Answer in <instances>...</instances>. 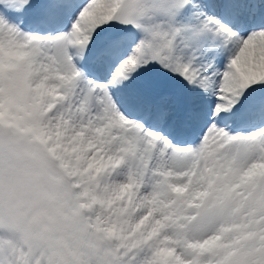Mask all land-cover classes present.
Segmentation results:
<instances>
[{
  "label": "snow or ice",
  "instance_id": "obj_1",
  "mask_svg": "<svg viewBox=\"0 0 264 264\" xmlns=\"http://www.w3.org/2000/svg\"><path fill=\"white\" fill-rule=\"evenodd\" d=\"M0 264H264V0H0Z\"/></svg>",
  "mask_w": 264,
  "mask_h": 264
}]
</instances>
